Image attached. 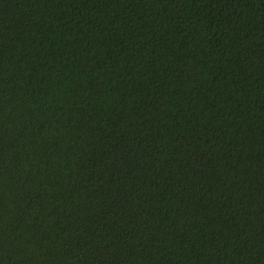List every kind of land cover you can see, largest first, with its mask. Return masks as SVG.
I'll use <instances>...</instances> for the list:
<instances>
[{
	"label": "trees",
	"instance_id": "1",
	"mask_svg": "<svg viewBox=\"0 0 264 264\" xmlns=\"http://www.w3.org/2000/svg\"><path fill=\"white\" fill-rule=\"evenodd\" d=\"M0 264H264V0H0Z\"/></svg>",
	"mask_w": 264,
	"mask_h": 264
}]
</instances>
